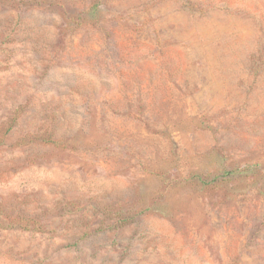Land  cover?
<instances>
[{
    "label": "rangeland",
    "instance_id": "374dc122",
    "mask_svg": "<svg viewBox=\"0 0 264 264\" xmlns=\"http://www.w3.org/2000/svg\"><path fill=\"white\" fill-rule=\"evenodd\" d=\"M10 219L0 264H264V0H0Z\"/></svg>",
    "mask_w": 264,
    "mask_h": 264
},
{
    "label": "trees",
    "instance_id": "16d2710c",
    "mask_svg": "<svg viewBox=\"0 0 264 264\" xmlns=\"http://www.w3.org/2000/svg\"><path fill=\"white\" fill-rule=\"evenodd\" d=\"M91 15H94L95 14V9L91 10V12H89ZM248 170V167H245V168H233V169H230V170H225L222 172V175L223 177H226L228 175H237V176H241L244 171ZM218 178V175H215L213 178L209 179V180H201L200 177L199 179L201 180V183L202 184H212L217 180ZM17 226H19L17 224V220H13V219H10L8 220L7 222H1L0 224V227L2 228H17Z\"/></svg>",
    "mask_w": 264,
    "mask_h": 264
}]
</instances>
